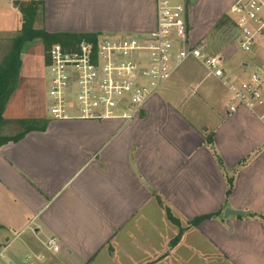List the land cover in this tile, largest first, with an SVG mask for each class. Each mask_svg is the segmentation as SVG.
Segmentation results:
<instances>
[{
	"label": "crops",
	"instance_id": "1",
	"mask_svg": "<svg viewBox=\"0 0 264 264\" xmlns=\"http://www.w3.org/2000/svg\"><path fill=\"white\" fill-rule=\"evenodd\" d=\"M13 1L0 0L14 15L8 32L0 31V61L22 22ZM118 5L114 30L154 28V0ZM44 9L41 28L49 33L96 34L86 19L59 22ZM190 29L193 43L207 34ZM43 49L38 40L24 45L3 112L47 120L45 130L0 147L6 264H264V119L243 107L230 112L227 90L189 58L132 120H51L34 100L45 89ZM33 52L40 64L28 79L24 55ZM220 57L233 72L245 70L244 59ZM204 215L211 217L192 223ZM51 236L57 252L44 246Z\"/></svg>",
	"mask_w": 264,
	"mask_h": 264
},
{
	"label": "built area",
	"instance_id": "2",
	"mask_svg": "<svg viewBox=\"0 0 264 264\" xmlns=\"http://www.w3.org/2000/svg\"><path fill=\"white\" fill-rule=\"evenodd\" d=\"M193 1L154 0L155 26L146 33L119 39H100L96 34L74 44H51L45 64L48 118L132 120L191 58L227 90L230 112L243 107L264 119V0H234L228 8L236 46L248 56L241 63L245 70L238 73L219 55L191 41ZM44 246L52 252L60 249L55 236Z\"/></svg>",
	"mask_w": 264,
	"mask_h": 264
},
{
	"label": "rangeland",
	"instance_id": "3",
	"mask_svg": "<svg viewBox=\"0 0 264 264\" xmlns=\"http://www.w3.org/2000/svg\"><path fill=\"white\" fill-rule=\"evenodd\" d=\"M29 0H15L17 4L20 2H28ZM62 1V0H60ZM65 5H57V0H43V8L47 9L51 20H59V22H64V20L77 21L86 19L90 28V31H94L99 35L100 39H119L127 36L125 32H118L116 29L121 23L119 14L120 0H66ZM129 1V0H127ZM220 1V2H219ZM232 0H198L191 3V27L195 32H205L203 40H200V44L204 46L210 53L223 56L225 59L230 61L247 60L248 56L246 53L242 52L240 49L237 50L235 40V30L230 19V14L228 6ZM68 3V6H66ZM47 5V8H46ZM13 5H11L12 7ZM66 6V7H65ZM10 7V8H11ZM5 8V7H4ZM6 7L5 9H0V31L8 32V23L14 18L11 9ZM44 9V10H45ZM60 12V13H58ZM43 9L40 10L36 16L34 27H42ZM21 15V14H20ZM2 33V32H1ZM12 34V33H11ZM35 44V43H34ZM28 46V45H27ZM26 51V47H25ZM47 51V50H46ZM45 49L42 50V56L46 57ZM241 53V55H240ZM37 53H29L24 55L25 62V72L26 77L35 74L39 68L40 60ZM42 69V68H41ZM249 71V68L246 69ZM47 70L45 68V74L41 72V78L45 81V89L40 91V97L34 98L35 103L40 104V109L44 114L47 112V80H46ZM36 76V75H35ZM44 88V87H43ZM26 103L20 101L19 108L25 110ZM26 113V112H24ZM23 113V114H24ZM11 131H19V126H13ZM9 132V131H8ZM0 261L6 264V260L0 257Z\"/></svg>",
	"mask_w": 264,
	"mask_h": 264
},
{
	"label": "trees",
	"instance_id": "4",
	"mask_svg": "<svg viewBox=\"0 0 264 264\" xmlns=\"http://www.w3.org/2000/svg\"><path fill=\"white\" fill-rule=\"evenodd\" d=\"M43 4V0H29L27 3L20 2L17 4L22 16L20 30L18 35L11 40L8 51L0 61V147L9 141H18L29 131H43L47 126V120L41 118L7 119L3 116L6 104L18 82L24 45L38 40L43 44L46 51L53 43L74 44L80 39H94L96 36L93 33H49L44 28L34 27L36 16L43 9ZM15 125L19 126L20 129L12 132L11 128L13 130ZM207 143H211L210 137L207 138ZM228 184L227 195L231 190V178L228 179ZM208 217L211 216H199L193 219L192 223L198 224Z\"/></svg>",
	"mask_w": 264,
	"mask_h": 264
},
{
	"label": "water",
	"instance_id": "5",
	"mask_svg": "<svg viewBox=\"0 0 264 264\" xmlns=\"http://www.w3.org/2000/svg\"><path fill=\"white\" fill-rule=\"evenodd\" d=\"M231 214H238V215H243L244 212L242 211H237V210H234V211H231Z\"/></svg>",
	"mask_w": 264,
	"mask_h": 264
}]
</instances>
